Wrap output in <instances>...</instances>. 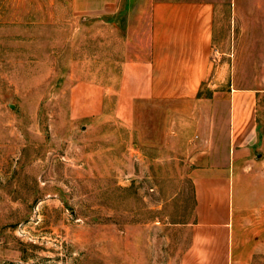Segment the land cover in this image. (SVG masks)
Listing matches in <instances>:
<instances>
[{"label":"rangeland","instance_id":"1","mask_svg":"<svg viewBox=\"0 0 264 264\" xmlns=\"http://www.w3.org/2000/svg\"><path fill=\"white\" fill-rule=\"evenodd\" d=\"M154 1L121 0L106 28L65 0H0V264H179L192 174L211 164L193 157L226 108L210 97L264 90V0H207L212 71L189 100L120 102ZM230 169L235 228L264 239V159Z\"/></svg>","mask_w":264,"mask_h":264},{"label":"crops","instance_id":"2","mask_svg":"<svg viewBox=\"0 0 264 264\" xmlns=\"http://www.w3.org/2000/svg\"><path fill=\"white\" fill-rule=\"evenodd\" d=\"M65 1L77 14L101 18L93 21L104 23L106 28L109 22L104 17L116 16L121 4V0ZM213 8L214 4L207 0H160L148 4L136 52L129 47L122 50L129 58L120 66V102L135 95L185 101L196 93L212 71ZM88 87L92 89L88 108L96 110L100 105L93 99L101 98L96 90L105 87L93 83ZM260 94L253 88H240L227 97H210L213 103L226 104V108H214L213 116L219 118L204 133L203 142L207 138V144H203L208 147L193 157L196 163L211 164L196 168L192 174L193 216L185 224L189 239L179 264H263L260 258L264 244L259 240L263 238L246 236L235 228V216L240 212L230 169L233 163L264 159V90ZM217 123H221V129L215 128ZM201 144L197 142L196 146Z\"/></svg>","mask_w":264,"mask_h":264}]
</instances>
